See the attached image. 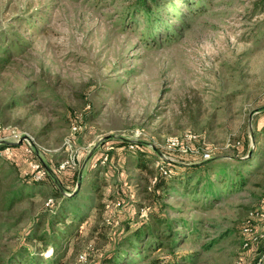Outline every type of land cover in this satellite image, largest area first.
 Instances as JSON below:
<instances>
[{
    "label": "rangeland",
    "instance_id": "374dc122",
    "mask_svg": "<svg viewBox=\"0 0 264 264\" xmlns=\"http://www.w3.org/2000/svg\"><path fill=\"white\" fill-rule=\"evenodd\" d=\"M161 1V20L151 24L132 12V0H0V39L12 51L0 69V148L13 150L0 157L4 254L25 247L51 259L52 245L34 237L52 233L54 192L72 196L79 178L88 185L97 177L113 201L77 232L69 227L61 264H101L151 210L187 222L181 251L198 252L194 264H249L260 255L264 263V6ZM248 150L259 154L249 169L259 171L230 191L218 177ZM204 161L208 173L189 171ZM32 165L44 172L38 184L26 182ZM161 165L172 176L153 192ZM207 176L219 189L214 198L199 192Z\"/></svg>",
    "mask_w": 264,
    "mask_h": 264
},
{
    "label": "trees",
    "instance_id": "16d2710c",
    "mask_svg": "<svg viewBox=\"0 0 264 264\" xmlns=\"http://www.w3.org/2000/svg\"><path fill=\"white\" fill-rule=\"evenodd\" d=\"M171 1L167 0V5L173 8L176 4ZM162 3L161 0H132V12L142 13L144 19L152 24L161 20V16L157 15V13H159ZM260 4L263 7L264 0H261ZM20 42L22 41H18L16 45L19 46L21 44ZM10 46V40L8 41L5 36L3 39H0V69L4 68L9 62V58L12 55ZM262 132H264V127ZM121 144H125V141H122ZM134 147L137 151L142 152L139 145ZM248 154L247 158L238 160V165L230 173L223 170L221 171L222 176L218 177L222 181H226V186L230 191L235 188L241 189L259 171L260 165H255L252 169H249L255 164L259 154H255L251 150H248ZM208 162L198 163L190 167L189 171L208 173L210 169ZM139 164L140 168L145 166L144 163L140 162ZM168 170L170 172L168 176L162 177L161 174L159 175L160 178L157 179L155 177V181H151L152 185L150 188L153 192L168 188L167 182L164 180L172 176L171 169L168 168ZM200 178H198L197 183L201 180ZM93 180L95 181L85 185L84 179L82 178L80 181V190L72 196H65L59 192V189L54 192V198L51 199L57 203V210L51 220L48 221V226L52 233L48 235L47 231H44L34 237V240L40 244L52 245L53 255L51 259L44 260L42 255L34 256L27 252L25 247H20V249L10 254H4L0 250V264H61L64 253H59L58 251L62 248L61 242L64 240L63 238L68 237L72 233V229L76 232L80 230L83 222L92 211L103 215L107 206L113 201V195L104 196L102 193L101 185H97L96 183L98 178L95 177ZM26 182L27 184L39 183L29 180H26ZM86 190L89 193L83 195ZM194 190L198 192L197 187ZM218 191L217 184L207 176L206 183L199 192L203 196H211L214 198ZM158 197L162 198V195L160 194ZM58 200H60V204ZM69 206H72V208L69 209ZM67 220H70L69 226L65 225ZM197 224L189 230L191 235L196 236L194 240L201 236L200 228L197 227ZM57 225L60 226L58 227ZM69 227L72 229L69 230ZM187 228L188 224L184 219H172L162 213L161 210H151L148 212L146 221H142L136 227H129L126 230L124 229V232L122 231V236L119 239L120 243L102 259L101 264H194L197 259L196 253L198 252L181 251V246L186 239V234L182 230ZM214 242L216 240L210 241L207 244L204 243L202 244V248L208 249ZM260 254L259 251L258 256ZM260 256L259 259L256 256L249 264H257L260 259L261 264L263 258Z\"/></svg>",
    "mask_w": 264,
    "mask_h": 264
},
{
    "label": "built area",
    "instance_id": "2783aa9c",
    "mask_svg": "<svg viewBox=\"0 0 264 264\" xmlns=\"http://www.w3.org/2000/svg\"><path fill=\"white\" fill-rule=\"evenodd\" d=\"M72 131H76L77 130V128L73 125L72 126ZM19 141V140H18ZM25 141L27 142L25 145L27 146V147H24V154H26V155H28V156H31V154H32V146H31V142L30 141H28L27 139H25ZM22 142V141H21ZM22 144V143H21ZM173 145H175V143L173 142ZM134 144H130L129 146H128V148L130 149V150H133L134 149ZM128 149V150H129ZM13 156V150H12V148L11 147H9V146H7V147H1L0 148V157H5V158H9V157H12ZM207 158H208V154L207 153H205L204 155H203V160H207ZM66 165V163H63L61 166H60V168H64V166ZM32 168L35 170V174L33 175V178H31L29 181H33V182H36V183H38V182H41L42 181V177H43V174H44V172H43V170L42 169H40L39 168V166L38 165H32ZM159 169H160V173L163 175V176H168L169 174H170V172H169V170L168 169H166L163 165H161L160 167H159ZM155 181V179L153 180V182ZM52 201H51V199H49V201H48V204L49 203H51ZM86 260V256L85 255H80L79 256V261H81V262H84ZM261 260V259H260ZM257 264H260V261H258V263Z\"/></svg>",
    "mask_w": 264,
    "mask_h": 264
},
{
    "label": "water",
    "instance_id": "95a60500",
    "mask_svg": "<svg viewBox=\"0 0 264 264\" xmlns=\"http://www.w3.org/2000/svg\"><path fill=\"white\" fill-rule=\"evenodd\" d=\"M80 181H81V180H80V178H79V181H78V184H77V185H79V184H80ZM78 187H79V186H78Z\"/></svg>",
    "mask_w": 264,
    "mask_h": 264
}]
</instances>
